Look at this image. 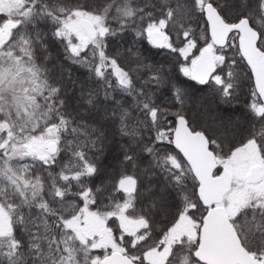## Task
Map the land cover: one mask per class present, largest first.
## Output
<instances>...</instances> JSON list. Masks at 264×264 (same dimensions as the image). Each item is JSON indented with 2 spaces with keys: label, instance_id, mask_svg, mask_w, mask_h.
Segmentation results:
<instances>
[{
  "label": "snow or ice",
  "instance_id": "6c2138e0",
  "mask_svg": "<svg viewBox=\"0 0 264 264\" xmlns=\"http://www.w3.org/2000/svg\"><path fill=\"white\" fill-rule=\"evenodd\" d=\"M0 264H264V0H0Z\"/></svg>",
  "mask_w": 264,
  "mask_h": 264
},
{
  "label": "trees",
  "instance_id": "16d2710c",
  "mask_svg": "<svg viewBox=\"0 0 264 264\" xmlns=\"http://www.w3.org/2000/svg\"><path fill=\"white\" fill-rule=\"evenodd\" d=\"M155 59H161V57H155ZM249 83L245 79L244 85L238 94L239 99L234 101L231 107L223 104L218 105L212 98L211 92L207 89L195 91L193 99L186 106L185 115L187 119L193 123V127L203 129L209 136L217 134L219 119L221 117L226 118L231 116L234 120L243 123L242 114L246 112V104L251 101ZM109 160H111V155L109 156Z\"/></svg>",
  "mask_w": 264,
  "mask_h": 264
},
{
  "label": "water",
  "instance_id": "95a60500",
  "mask_svg": "<svg viewBox=\"0 0 264 264\" xmlns=\"http://www.w3.org/2000/svg\"><path fill=\"white\" fill-rule=\"evenodd\" d=\"M198 130H203V129H201V128H197Z\"/></svg>",
  "mask_w": 264,
  "mask_h": 264
},
{
  "label": "rangeland",
  "instance_id": "374dc122",
  "mask_svg": "<svg viewBox=\"0 0 264 264\" xmlns=\"http://www.w3.org/2000/svg\"><path fill=\"white\" fill-rule=\"evenodd\" d=\"M190 124H191V126H192V124H193V123H192V122H190Z\"/></svg>",
  "mask_w": 264,
  "mask_h": 264
}]
</instances>
